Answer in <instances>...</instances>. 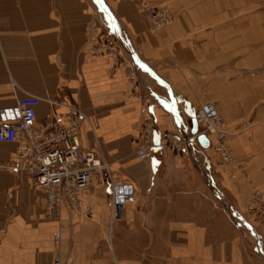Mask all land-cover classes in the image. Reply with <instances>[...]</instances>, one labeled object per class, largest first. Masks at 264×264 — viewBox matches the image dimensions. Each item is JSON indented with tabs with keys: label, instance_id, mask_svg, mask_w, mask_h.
Masks as SVG:
<instances>
[{
	"label": "crops",
	"instance_id": "1",
	"mask_svg": "<svg viewBox=\"0 0 264 264\" xmlns=\"http://www.w3.org/2000/svg\"><path fill=\"white\" fill-rule=\"evenodd\" d=\"M146 1L170 4L175 21L156 31L141 0H0V112L24 93L78 105L85 147L137 194L113 223L109 186L81 194L92 217L48 216L43 191L9 167L14 144L0 142V264H264L247 211L264 192V0ZM106 35L135 62L137 86L124 63L92 55ZM210 102L228 123L231 161L200 124L194 133ZM147 107L155 142L169 132L186 141L181 153L164 145L139 158ZM51 110L40 102L36 122Z\"/></svg>",
	"mask_w": 264,
	"mask_h": 264
},
{
	"label": "built area",
	"instance_id": "2",
	"mask_svg": "<svg viewBox=\"0 0 264 264\" xmlns=\"http://www.w3.org/2000/svg\"><path fill=\"white\" fill-rule=\"evenodd\" d=\"M141 6L155 30L165 28L173 20L172 11L166 5H152L146 0H141ZM91 51L95 57L112 56L115 57L116 64L124 63L129 81L137 86L135 62L127 57L120 45L113 42L110 35H106L102 42H93ZM138 97L141 98V95ZM42 101L52 110L44 121L37 123L36 109ZM59 106L67 108L68 111L63 114L56 112L55 107ZM0 117V142L14 144L16 155V160L12 161L9 167L26 173L32 184L43 191L48 216H59L61 208L65 207L76 216L92 217L90 208H82L81 193L94 192L100 186L112 188L111 223L122 218V209L126 202L136 200L134 187L122 183V180L112 173L110 164L101 150L85 147L81 126L87 116L78 105L24 93L17 98L13 107L1 110ZM195 117L202 127V133L215 136V150H218L225 160L232 159L227 142L226 122L216 105H200ZM154 134L153 111L151 107H147L137 140L140 159L147 160L155 147L167 145L181 153L186 146V141L179 142L166 131L161 132L156 143ZM247 208L252 222L264 232V192L254 189ZM59 239L60 232L57 231L54 233L55 244H58ZM53 264L63 263L60 257L56 256Z\"/></svg>",
	"mask_w": 264,
	"mask_h": 264
},
{
	"label": "rangeland",
	"instance_id": "3",
	"mask_svg": "<svg viewBox=\"0 0 264 264\" xmlns=\"http://www.w3.org/2000/svg\"><path fill=\"white\" fill-rule=\"evenodd\" d=\"M159 5H166V6H168V7H170V9H171V6H170V4H168V3H165V4H159ZM172 11V10H171ZM172 14H173V12H172ZM175 21V16H174V14H173V20H172V22L169 24V25H171L173 22ZM168 25V26H169ZM167 27V26H166ZM165 27V28H166ZM164 29V28H163ZM162 30V29H161ZM156 31H159V30H156ZM195 35H197V34H195ZM264 44L263 43H261V42H259V41H257V44L255 45V48H256V52L255 53H264L262 50H263V48H262V46H263ZM225 53H233V52H231V51H225ZM258 61H259V59H257ZM258 64L260 63V62H257ZM262 66H264V65H257L256 67H258V68H260V67H262ZM210 103H212V102H210ZM212 104H214V105H216L215 103H212ZM217 107V106H216ZM218 108V107H217ZM220 111V110H219ZM220 113H221V111H220ZM221 115L223 116V114L221 113ZM223 118H224V116H223ZM224 120H225V118H224ZM225 122H226V127H225V129H226V131L228 132V130H227V127H228V123H227V121L225 120ZM199 124V123H198ZM227 142H228V135H227ZM228 147H229V144H228ZM229 149H230V147H229ZM217 152H219L218 150H216ZM231 152V151H230ZM220 153V152H219ZM232 154V153H231ZM222 155V154H221ZM222 157H223V155H222ZM223 159H224V157H223ZM225 160V159H224ZM231 160H233V155H232V159H230V160H226V161H231ZM94 192H96V191H94ZM82 197V196H81ZM248 205V204H247ZM247 210H248V208H247ZM262 253V252H261Z\"/></svg>",
	"mask_w": 264,
	"mask_h": 264
},
{
	"label": "water",
	"instance_id": "4",
	"mask_svg": "<svg viewBox=\"0 0 264 264\" xmlns=\"http://www.w3.org/2000/svg\"><path fill=\"white\" fill-rule=\"evenodd\" d=\"M197 130H198V121H197V119L195 120V123H194V133H196L197 132ZM199 139H200V141H202V143H206V141H208L207 140V137L205 136V135H200L199 136Z\"/></svg>",
	"mask_w": 264,
	"mask_h": 264
},
{
	"label": "bare ground",
	"instance_id": "5",
	"mask_svg": "<svg viewBox=\"0 0 264 264\" xmlns=\"http://www.w3.org/2000/svg\"><path fill=\"white\" fill-rule=\"evenodd\" d=\"M198 123H199V122H198ZM85 192H93V191H85ZM82 193H83V192H82ZM82 193H81V194H82ZM81 196H82V195H81ZM74 216H76V215H74Z\"/></svg>",
	"mask_w": 264,
	"mask_h": 264
}]
</instances>
